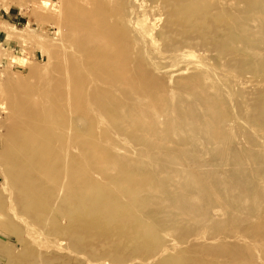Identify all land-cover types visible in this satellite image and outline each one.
<instances>
[{"label":"rangeland","instance_id":"1","mask_svg":"<svg viewBox=\"0 0 264 264\" xmlns=\"http://www.w3.org/2000/svg\"><path fill=\"white\" fill-rule=\"evenodd\" d=\"M0 264H264V0H0Z\"/></svg>","mask_w":264,"mask_h":264},{"label":"bare ground","instance_id":"2","mask_svg":"<svg viewBox=\"0 0 264 264\" xmlns=\"http://www.w3.org/2000/svg\"><path fill=\"white\" fill-rule=\"evenodd\" d=\"M77 7V6H76ZM91 16V15H90ZM83 17V16H82ZM92 19V18H91ZM91 19H89V20H91ZM68 20V19H67ZM92 21V20H91ZM84 22V21H83ZM97 22H99L98 20H97ZM89 23V22H88ZM86 23H84V25H85ZM93 24V23H92ZM87 25V24H86ZM91 25V24H90ZM94 26V25H93ZM101 26V25H100ZM94 28V27H93ZM97 28V27H96ZM99 28V27H98ZM104 28V27H103ZM92 29V28H91ZM101 30V29H100ZM91 31V30H90ZM92 31H93V29H92ZM97 32V31H96ZM99 32V31H98ZM101 32V31H100ZM101 34V33H100ZM103 34V33H102ZM108 34V33H107ZM74 36V35H73ZM87 36V35H86ZM93 36V35H92ZM107 35H105V37H106ZM104 37V36H103ZM102 37V38H103ZM84 38H85V35H84ZM107 38V37H106ZM108 38H109V35H108ZM100 39H101V37H100ZM110 39V38H109ZM84 40H86V39H84ZM106 41H109V40H107L106 39ZM90 42V41H89ZM86 44V43H85ZM100 44V43H99ZM94 46H96V44L94 45ZM91 48V47H90ZM98 48V47H97ZM103 49V48H102ZM82 51H83V49H82ZM89 52H90V50H88ZM85 52V51H84ZM91 53H92V51H91ZM97 54V53H96ZM85 55V54H84ZM73 62V61H72ZM74 67V66H73ZM31 72V71H30ZM86 89V88H85ZM83 93V92H82ZM98 244H100V243H98ZM101 245V244H100Z\"/></svg>","mask_w":264,"mask_h":264}]
</instances>
